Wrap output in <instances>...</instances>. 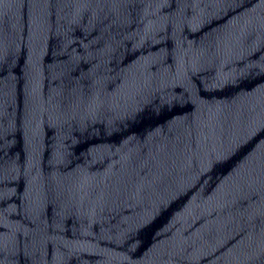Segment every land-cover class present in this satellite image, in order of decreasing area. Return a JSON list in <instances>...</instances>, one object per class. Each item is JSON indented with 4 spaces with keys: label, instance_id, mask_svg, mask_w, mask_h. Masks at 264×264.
Listing matches in <instances>:
<instances>
[{
    "label": "water",
    "instance_id": "95a60500",
    "mask_svg": "<svg viewBox=\"0 0 264 264\" xmlns=\"http://www.w3.org/2000/svg\"><path fill=\"white\" fill-rule=\"evenodd\" d=\"M0 264H264V0H0Z\"/></svg>",
    "mask_w": 264,
    "mask_h": 264
}]
</instances>
